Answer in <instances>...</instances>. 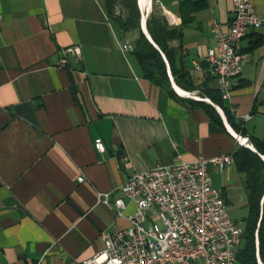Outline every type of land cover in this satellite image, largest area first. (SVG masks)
<instances>
[{
	"label": "crops",
	"instance_id": "crops-1",
	"mask_svg": "<svg viewBox=\"0 0 264 264\" xmlns=\"http://www.w3.org/2000/svg\"><path fill=\"white\" fill-rule=\"evenodd\" d=\"M157 1L168 22L183 31L180 42H171L181 63L195 83L209 79L218 89L203 59L216 44L212 22L227 29L232 20L231 0ZM253 4L264 14V0ZM135 37L119 28L104 0H0V264H79L101 250L102 230L126 228L134 210L125 199L118 215L98 201L99 193L112 197L132 172L178 155L212 158L231 154L237 138L264 137L258 129L264 120V27L242 38V70L223 99L245 135L218 104L211 101L222 125L146 78L133 51ZM123 41L130 44L126 51ZM70 45L79 53L61 62V49ZM164 60L172 90L186 98ZM97 138L103 152L94 146ZM208 170L227 208L243 209L244 220V174L235 162L222 170L209 162Z\"/></svg>",
	"mask_w": 264,
	"mask_h": 264
},
{
	"label": "built area",
	"instance_id": "built-area-1",
	"mask_svg": "<svg viewBox=\"0 0 264 264\" xmlns=\"http://www.w3.org/2000/svg\"><path fill=\"white\" fill-rule=\"evenodd\" d=\"M231 2L232 20L227 29L212 22L216 44L203 59L217 79L222 99L229 97L232 80L242 70V38L264 27V14L256 10L253 0ZM129 47L128 41L121 43L122 51ZM79 51L77 45L64 47L61 62L66 54ZM193 64L196 69L201 67L200 61ZM243 139L237 138V142L246 146L248 138ZM94 146L101 152L105 149L100 138ZM209 162L222 170L234 159L230 153L200 156L194 161L178 155L170 163L132 172L112 197L108 192L99 193L98 201L113 205L118 215L127 206L125 199L134 203V210L126 228L102 230L101 250L79 264H234L243 230L231 217L221 190L213 186Z\"/></svg>",
	"mask_w": 264,
	"mask_h": 264
},
{
	"label": "trees",
	"instance_id": "trees-1",
	"mask_svg": "<svg viewBox=\"0 0 264 264\" xmlns=\"http://www.w3.org/2000/svg\"><path fill=\"white\" fill-rule=\"evenodd\" d=\"M104 2L107 13L122 31L136 32L133 51L146 78L167 88L172 96L186 101L190 107L203 109L212 121L222 125L220 115L209 102L182 98L175 94L166 72L167 66L162 56L164 54L175 82L186 90H198L201 96H206L218 104L223 109L229 124L238 133L245 135L242 122L236 119L232 111L223 104L219 90L209 85V79L195 83L191 71L179 60L177 49L171 42L174 40L180 42L183 31L180 27L169 24L163 10H156V4L153 3L146 20L147 30L155 46L140 27V10L136 0H104ZM116 6L121 8L119 13L115 12ZM249 140L255 151L248 146L239 145L231 153L237 171L244 174L247 189V215L242 224V242L235 257V261L239 264H259L258 257L264 263V137L251 135Z\"/></svg>",
	"mask_w": 264,
	"mask_h": 264
},
{
	"label": "bare ground",
	"instance_id": "bare-ground-1",
	"mask_svg": "<svg viewBox=\"0 0 264 264\" xmlns=\"http://www.w3.org/2000/svg\"><path fill=\"white\" fill-rule=\"evenodd\" d=\"M139 3H140V6H141V9H142V11H143V17H144V19H145V18L150 14V12H151L150 5H151V3H152V0H139ZM147 13H148V15H147ZM145 30H146V28H145ZM146 32L149 33L148 30H146ZM171 81H172V80H171ZM174 81H175V80H174ZM172 84H173V82H172ZM173 86H174V84H173ZM175 86H176V88H177L180 92H182V93L185 94L186 96L189 95V97H193V98H196V99H200V100L205 99L206 101L208 100L207 97H205V96H201V95H199L197 92H191V91H188V90H186V89L180 87L178 84H175ZM182 93H181V94H182ZM208 102H211V100L208 101ZM216 108L218 109L217 106H216ZM218 110H219V109H218ZM231 130H232V129H231ZM238 136H239V135H238ZM240 139H241L242 141H244L243 137H240ZM249 143H250V142H249ZM249 143H247V144H245V145L251 147V146H250L251 143H250V144H249ZM251 148H254V146L251 147ZM261 263H262V262H261ZM262 264H264V263H262Z\"/></svg>",
	"mask_w": 264,
	"mask_h": 264
},
{
	"label": "rangeland",
	"instance_id": "rangeland-1",
	"mask_svg": "<svg viewBox=\"0 0 264 264\" xmlns=\"http://www.w3.org/2000/svg\"><path fill=\"white\" fill-rule=\"evenodd\" d=\"M154 4H156L155 5V7H157L156 10L157 9L158 10H162V7L159 5V2L157 0L154 1ZM120 11H121V8L119 6H116L115 7V12L119 13ZM128 37H129L130 40H133V34L131 32L128 34ZM166 72H167V75H168V68L167 67H166ZM196 92L199 94V91H196ZM261 128H262V131H264V120H262V124L259 126L258 129H261ZM259 131H261V130H259ZM228 209H229V212L231 214V217H233L234 219L240 221V224H243V221H244L243 220L244 210L241 209V208L234 209L232 207H229ZM234 264H239V263L237 261H235Z\"/></svg>",
	"mask_w": 264,
	"mask_h": 264
},
{
	"label": "water",
	"instance_id": "water-1",
	"mask_svg": "<svg viewBox=\"0 0 264 264\" xmlns=\"http://www.w3.org/2000/svg\"><path fill=\"white\" fill-rule=\"evenodd\" d=\"M137 1V4H138V7H139V10H140V27H141V29H142V31H143V33L146 35V37L150 40V42H152L155 46H156V44L154 43V41L152 40V38H151V36L149 35V33H147L146 32V30H147V28H146V18L144 19V17H143V13H141V6H140V3H139V0H136ZM145 28H146V30H145ZM162 56H163V58H165L164 57V54H162ZM188 98H192V99H196V98H193V97H189V96H187ZM196 100H200V99H196ZM201 101H206V100H201ZM206 102H208V101H206ZM210 104H212L211 102H209ZM249 147V146H248ZM250 149H252V150H254L255 151V148H251V147H249ZM258 262H259V264H262L261 263V260L259 259V257H258Z\"/></svg>",
	"mask_w": 264,
	"mask_h": 264
}]
</instances>
